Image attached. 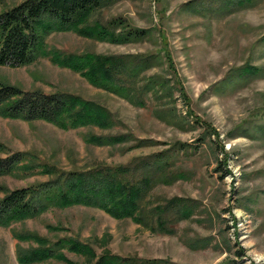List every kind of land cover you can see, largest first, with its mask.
Listing matches in <instances>:
<instances>
[{
	"label": "rangeland",
	"instance_id": "374dc122",
	"mask_svg": "<svg viewBox=\"0 0 264 264\" xmlns=\"http://www.w3.org/2000/svg\"><path fill=\"white\" fill-rule=\"evenodd\" d=\"M21 1L0 0V12ZM192 1L114 0L91 18L104 24L120 18L131 27L148 29V37L140 43L98 42L73 32H56L45 39L46 48L64 53L158 54L161 64L151 72L182 87L184 98L174 88L172 97L159 102L144 97L145 107H136L52 64L48 57L22 67L0 66L1 83L24 91L77 95L105 107L115 121L110 130H61L45 121L0 116V142L6 148L0 157L28 152L40 164L76 171L98 164L124 165L134 157L163 152L176 142L189 144L174 155L170 167L181 176L171 185L156 186L144 204L151 208L179 197L190 201L192 216L170 223L174 234L169 235L130 220H114L93 208L51 209L37 219L0 227V264H18L12 230L52 239L47 224L65 227L59 236L88 243L97 254L107 249L120 256L175 264H264V0H250L244 8L217 14L209 11L217 3L198 5L202 0H194L196 9L191 11L186 6ZM162 47L169 51L173 73L163 60ZM124 133L151 146L127 152L122 146L85 143L89 134ZM50 177L17 173L0 183L14 189ZM104 234L107 243L101 246L97 240ZM66 256L83 264L74 254Z\"/></svg>",
	"mask_w": 264,
	"mask_h": 264
},
{
	"label": "trees",
	"instance_id": "16d2710c",
	"mask_svg": "<svg viewBox=\"0 0 264 264\" xmlns=\"http://www.w3.org/2000/svg\"><path fill=\"white\" fill-rule=\"evenodd\" d=\"M113 1L23 0L1 11L0 66L22 67L48 57L52 64L79 74L91 86L136 107H145L144 97L158 102L170 98L174 88L184 98L182 87L173 86L165 76L151 72L161 62L158 54H73L46 48L45 39L56 32H73L94 41L117 45L143 42L150 33L148 29L131 27L120 18L105 24L91 20L96 12ZM206 1L217 3L209 9L215 14L232 13L250 4V0H202L198 5H204ZM195 2L193 0L186 7L195 10L196 5H192ZM161 49L163 60L173 73L169 51L166 47ZM0 116L28 123L45 121L61 130L82 127L110 130L115 124L112 114L95 101L69 93H44L39 89L24 91L1 82ZM85 143L95 147L122 146L127 152L151 146L147 140L137 139L129 133L89 134ZM188 146L176 142L163 152L134 157L124 165L98 164L76 171L40 164L28 152L6 153L0 157V179L17 173H41L51 177L14 189L0 183V227L8 228L16 222L37 219L51 209L81 206L102 211L114 220H130L154 233L173 235L174 230L168 225L192 216L190 201L173 197L151 208L144 202L156 186L171 185L181 176L173 173L170 167L174 155ZM5 149L0 142V152ZM45 228L54 236L52 239L34 231L12 230V237L17 241L15 256L18 264H77L69 260L66 253L81 258L83 264H175L167 259L120 256L107 249L97 254L88 243L59 236L66 232L63 226L47 224ZM106 240L104 234L97 241L105 246Z\"/></svg>",
	"mask_w": 264,
	"mask_h": 264
}]
</instances>
